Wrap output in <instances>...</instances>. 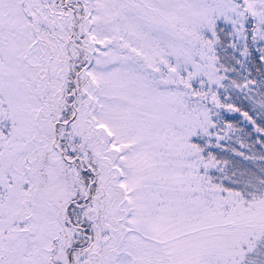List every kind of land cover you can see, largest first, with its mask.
<instances>
[{"label":"snow or ice","instance_id":"1","mask_svg":"<svg viewBox=\"0 0 264 264\" xmlns=\"http://www.w3.org/2000/svg\"><path fill=\"white\" fill-rule=\"evenodd\" d=\"M0 264H264V0H0Z\"/></svg>","mask_w":264,"mask_h":264}]
</instances>
